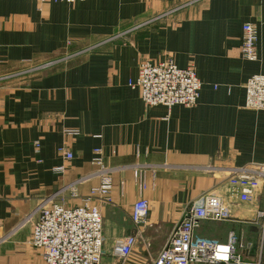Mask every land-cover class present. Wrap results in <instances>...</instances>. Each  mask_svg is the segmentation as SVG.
Returning a JSON list of instances; mask_svg holds the SVG:
<instances>
[{"label": "crops", "instance_id": "crops-1", "mask_svg": "<svg viewBox=\"0 0 264 264\" xmlns=\"http://www.w3.org/2000/svg\"><path fill=\"white\" fill-rule=\"evenodd\" d=\"M245 23L258 27L256 60L241 51ZM170 58L195 68L196 106H147L129 85L141 60ZM258 73L264 0H0V264H45L29 244L34 211L53 195L78 205L99 186L96 149L113 186L110 200L94 201L104 219L102 264H119L115 246L129 235L138 243L123 264H153L186 209L210 192L231 219L204 220L196 235L227 242L234 233L240 264H264V177L247 202L227 189L234 171L264 165V110L245 106ZM69 128L81 135L66 136ZM137 170L150 202L142 224L131 217Z\"/></svg>", "mask_w": 264, "mask_h": 264}, {"label": "built area", "instance_id": "built-area-1", "mask_svg": "<svg viewBox=\"0 0 264 264\" xmlns=\"http://www.w3.org/2000/svg\"><path fill=\"white\" fill-rule=\"evenodd\" d=\"M39 3L66 1L74 3L83 0H35ZM161 15L156 19L163 18ZM258 27L253 23L243 26L242 54L248 60L258 58ZM7 76H0V81ZM129 85L140 91L141 98L147 106L165 105L172 107L182 105L194 107L198 104L202 81L195 68H180L173 59L153 62L143 59L139 65V76ZM252 110H264V74L258 73L246 83V105ZM66 136L78 137V129H65ZM41 144L36 143L37 152ZM60 152L67 160L74 155L67 145ZM93 163L101 167L102 182L91 189L82 198L80 204L68 206L64 201L56 202L54 195L44 199L34 213L37 218L33 224L29 244L39 249L45 264H102L104 257V219L101 205L95 199L106 202L110 200L113 188L111 170L104 168L102 149L95 150ZM64 171L63 166L56 168ZM139 186V199L132 207L131 217L134 223H145L150 211V202L144 196L147 189L145 171H135ZM264 177V165L243 168L234 171L228 179V192L238 196L242 202L250 201ZM33 213V214H34ZM32 216V215H31ZM264 218V213H261ZM231 213L223 198L214 192L206 193L193 202L185 211L182 220L175 227L165 247L153 259V264H240L242 247L234 233L227 242L198 237L196 230L204 220L228 221ZM264 239V235H263ZM138 237L129 235L115 246V255L120 264L125 263L134 253Z\"/></svg>", "mask_w": 264, "mask_h": 264}, {"label": "rangeland", "instance_id": "rangeland-1", "mask_svg": "<svg viewBox=\"0 0 264 264\" xmlns=\"http://www.w3.org/2000/svg\"><path fill=\"white\" fill-rule=\"evenodd\" d=\"M123 34H124V33H121V34H119L117 37H121V36H123ZM37 69H41V68H37ZM0 76H2V74H1ZM119 264H120V263H119Z\"/></svg>", "mask_w": 264, "mask_h": 264}]
</instances>
